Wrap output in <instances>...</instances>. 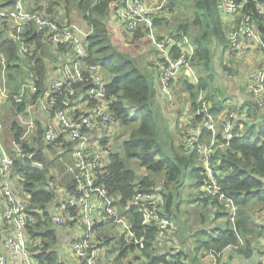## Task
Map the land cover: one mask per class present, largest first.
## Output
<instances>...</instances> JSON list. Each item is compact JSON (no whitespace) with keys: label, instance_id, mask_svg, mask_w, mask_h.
<instances>
[{"label":"built area","instance_id":"1","mask_svg":"<svg viewBox=\"0 0 264 264\" xmlns=\"http://www.w3.org/2000/svg\"><path fill=\"white\" fill-rule=\"evenodd\" d=\"M94 1L97 0H93L92 4ZM247 4L264 19V4L256 0H221L219 8L222 14L232 15ZM156 10L157 6L146 5L143 0H121L120 7L113 15L120 22L116 25L114 35L121 42L123 28L127 32L125 37L128 40L140 31L151 41L159 53L151 62L159 89L166 97L167 103L171 104L170 84L178 78L189 83H197L198 77L190 63L193 48L188 37L181 31L157 35L153 21ZM250 11L251 8L242 13L228 33V45L233 50H239L242 40L262 43L260 30ZM0 19L10 22L13 31L11 39L17 44L25 71L16 89H6L4 70L7 63L4 57L0 58L2 85L0 96L13 104L14 108L28 98L20 111L25 114L26 121L21 126L18 138L11 140L13 154H8L0 144V195L3 199L4 224L8 226L1 233L3 250L18 256L23 264H39L28 250L30 247L28 227L37 226L38 221L44 218L43 211L20 199L19 195L25 191L27 180L15 166V160L19 159L26 161L30 166L43 167L42 160L36 157L37 150L29 145L36 134L35 122L30 111L33 100L50 112L40 137L48 146L47 149L51 148L54 152V160L63 164V172L68 176L70 184L65 205L68 211L69 208L73 211L65 215H52L51 220L58 226L81 224L82 232L71 244V251L80 259V264H103L96 247L90 242L97 221L95 212H98L97 216L101 214L103 220L120 226L122 237L127 243H131L135 248H142L143 235H136L130 221L120 212L118 199L110 195L100 182L105 173L102 161L107 148L105 146L108 145L104 141L114 134L118 120L110 107L113 97L106 92L108 81L103 76L102 67L88 60L87 38L94 30L93 25L85 22L65 23L51 14L30 11L24 5V0H14L12 5L1 6ZM31 31L40 35L41 42L49 50L62 49L56 61H45L46 65L49 63V70L54 68L55 75L49 79L45 89L36 99L34 96L38 92V86L32 68L35 45L28 38V32ZM174 48L179 50L178 55L174 53ZM246 87L251 98L258 106L263 107L264 63L249 74ZM202 95L199 91L195 110L200 123L193 133L185 136L182 145L185 151H194L198 154L202 172L205 174L198 194V201L201 202H198L197 206L205 204L203 203L205 200L214 201V208L220 204L233 223L235 231L237 204L223 190L218 180L219 171L211 165L210 159L216 150L224 149L231 139L232 119L238 115L241 119H246L247 111L228 113L220 122V140L217 137V119L210 110L211 103ZM76 110L79 111L77 114ZM204 129L209 132L207 137H202ZM64 154H71L72 160L65 161ZM162 181L148 191L137 190L129 202L141 214L143 227L147 225L157 227L156 240L163 232L174 233L177 230L176 223L162 215L165 205L163 193L165 185ZM33 184L38 183L34 181ZM31 206L33 208H30ZM0 264H7L2 253Z\"/></svg>","mask_w":264,"mask_h":264},{"label":"trees","instance_id":"2","mask_svg":"<svg viewBox=\"0 0 264 264\" xmlns=\"http://www.w3.org/2000/svg\"><path fill=\"white\" fill-rule=\"evenodd\" d=\"M7 1V2H6ZM74 1V0H73ZM221 0H183L182 2H172V6H187L191 19L179 24L177 31H181L188 37L193 53L190 58L194 71L198 77L196 86L184 81V85L189 90L192 104L196 110V90L207 91L206 88L213 80V48L221 44L226 47L228 35L225 33L221 22L220 13ZM6 2V3H4ZM14 0H3L0 7L12 5ZM68 2V1H67ZM77 9L81 11L83 21L94 27L93 32L87 38L88 60L97 63L104 70L108 83L106 92L113 97L111 109L115 118L119 122V130L114 138L113 144L116 150L109 151L108 164L104 167L105 173L100 182L106 187L108 193L118 197V207L123 208L122 213L130 221L137 236L143 235L144 244L139 248L142 255L147 259L145 264H166L167 255L157 252L156 242L158 229L154 225H141V214L132 204L131 198L137 191H148L159 181L163 180L165 205L162 215L169 219L178 221V201L180 199L181 187L184 181L191 182L194 186H201L204 182L205 174L202 172L198 154L194 151H185L183 145L175 146L167 133V128L163 125V113L155 104V92L150 74L141 66L137 59L138 51L145 49L147 40L142 39L139 31L129 47L118 43L111 33L108 25L109 14L112 6L117 10L121 5V0H97L92 4V0H76ZM251 8L252 19L258 14L249 4L244 9ZM244 13V12H243ZM189 17V18H190ZM259 17V16H258ZM154 18V25L166 23L165 19ZM5 21V20H4ZM10 23L8 20H6ZM110 24V23H109ZM258 26V25H257ZM264 35V28L258 26ZM156 28V27H155ZM231 31V30H230ZM141 35V36H140ZM29 40L35 42V46L40 49V53H35L32 57L33 70L36 74V84L38 92L34 96L36 99L45 89L47 78V67L44 63L41 50L42 45L40 35L31 31L28 32ZM44 45V44H43ZM36 49V48H35ZM0 53L5 57L7 66L5 68L6 80L17 78V82L24 77L25 71L20 65L22 57L18 51L17 44L11 39H4L0 44ZM174 53L179 54V50L174 48ZM14 63L9 65V62ZM1 78V65H0ZM16 105L22 111L24 103ZM206 100L211 103V112L215 115L213 103L206 95ZM246 108L247 118L239 119L237 125H233V135L224 149H218L211 157V165L218 169V180L223 190L237 204L235 218V229L243 237V246L240 249L248 255L251 239L245 235L246 232L254 229V224L250 219L249 209L253 200L264 202V191L262 190V179L264 178V122H249L250 110ZM257 104H255V108ZM264 117V116H263ZM199 117L194 112V120L197 123ZM263 119V118H262ZM258 124V125H256ZM15 138H18L21 130L15 128ZM220 132V131H219ZM209 132L202 130V137H207ZM221 140V134L218 133ZM120 138V140H119ZM106 143V141H104ZM121 151V152H120ZM44 166L37 168L30 166L25 161L15 160L16 168L22 172L27 180L24 190L30 195V203L43 208L55 193V186L50 182V172L47 168L46 156L42 151L36 152ZM134 159L137 166L144 167L146 173L137 175L135 168L127 167L125 160ZM38 184L34 185L33 182ZM199 194V193H198ZM194 202H198V195L194 197ZM202 204L204 208L209 204L211 208L214 201L205 200ZM208 203V204H207ZM30 208H33V207ZM66 206V205H65ZM172 207L175 208L173 211ZM68 209V207L66 206ZM217 208V207H216ZM69 211L73 210L69 208ZM206 214V210L200 212ZM44 218L38 221L34 229H39L37 234L48 237L51 241L44 242L39 250L32 254L39 264H61L57 260V253L52 249L55 239L54 233L46 229V212ZM226 211L214 212V218L224 215V221L220 225H215L211 229H204L202 232L194 230L198 236L203 234L209 238V246L216 249L222 248L227 243H234L237 240L236 232L233 230L230 220L226 216ZM39 217V216H38ZM202 225L205 223L199 222ZM193 227V226H192ZM203 227V226H202ZM33 228L28 227V231ZM34 232V231H31ZM194 233V234H195ZM200 240V241H199ZM200 245L203 242L198 238ZM131 248H135L130 244ZM171 263H175L173 260Z\"/></svg>","mask_w":264,"mask_h":264},{"label":"crops","instance_id":"3","mask_svg":"<svg viewBox=\"0 0 264 264\" xmlns=\"http://www.w3.org/2000/svg\"><path fill=\"white\" fill-rule=\"evenodd\" d=\"M68 1V2H67ZM264 4V0H256ZM3 2V0H0V4ZM7 2V1H6ZM4 2V3H6ZM143 2L146 5L149 6H157V12L161 11L163 12V9H161L159 6H161V2L157 3L158 0H143ZM24 5L26 8L30 11H38L41 13H48L53 15H64L65 20L61 19L65 23H69L67 16V11L69 9H76L75 6H77L76 0H48L46 3V0H24ZM7 6V5H6ZM159 7V9H158ZM246 6H242L240 11L236 14L232 15H224L221 13V22L222 26L224 28L225 33L228 35L229 31L232 29V27L236 24L237 20L241 16L243 12H246L247 9H244ZM156 18H164L167 17V15L163 12L162 14L155 15ZM260 17V16H259ZM258 16H255V20L257 22V25H261L264 28V19H260ZM166 23L157 25V32L159 35L166 33V26L172 25L169 22H167V19L164 18ZM67 21V22H66ZM83 21V18H81V22ZM171 21H177L175 18H172ZM108 25L109 24V18H108ZM257 26V27H258ZM259 29V27H258ZM260 30V29H259ZM261 34V40L262 43H259L257 41H251V40H242L239 50H224L221 44L218 45L216 52L217 57L213 56L212 58V67H213V80L207 86L206 90L203 91L201 89L196 90V106H197V100H198V94L199 91L202 92L205 98L206 95L213 103V108H215V116L217 119V130L218 133L221 130L220 129V122L224 120L229 112L237 111L238 113L244 111H238V109L243 108L245 105H248L247 102L250 101V93L247 90V83H248V77L249 74L254 71L258 66L264 63V35L262 34V31H260ZM13 35V31L11 28L10 23L7 21H4L3 19H0V44L3 42L4 39L11 38ZM31 41L34 43V40L31 39ZM42 43V42H41ZM35 53H40V49L35 46ZM41 50H44L43 59L44 63L46 60L50 61H56L59 57V52L62 50L58 48L57 50H49L48 47L45 45H40ZM216 48V47H214ZM229 54L232 57H234V60L237 59L240 61V69L241 74H239V68L237 67V71L232 69L230 67V63L226 61L225 55ZM4 57L0 53V58ZM5 58V57H4ZM142 62H148V60H141ZM13 61L9 62V65L13 64ZM239 64V63H238ZM21 67L24 70V63L23 60L20 62ZM46 65V63H45ZM7 66V65H6ZM47 67V78H46V85L51 77L55 75L54 68H49V63L46 65ZM6 68V67H5ZM228 70V71H227ZM226 75H225V74ZM232 74L230 76L229 74ZM5 75V70H4ZM23 79V78H22ZM21 80L17 82V78L13 80H6L5 77V88L8 90L16 89L19 84L21 83ZM185 80L182 78L176 79L172 84V95L171 98L175 102H171V104H168L167 102H163V100L158 101L160 107L162 108V113L165 116L166 123L168 124V121L170 122L169 127L172 131V134L176 137L175 139L178 140L180 144V139L183 140V138L191 133H193L197 127L196 122L194 120V112L195 108L192 104V99L190 97L189 90L184 85ZM198 83V82H197ZM196 82H193L194 86L197 84ZM223 83V85L230 90L229 92L232 94V99H224V97L221 95L222 93L218 94L220 91L219 85ZM2 85L0 84V91H1ZM46 87V86H45ZM264 95V94H263ZM160 98H158L159 100ZM209 100V99H208ZM256 109L254 105L249 106L250 110V116L247 121L249 122H264V117L258 114H256ZM21 111V110H20ZM16 107H13V104L8 103V101L0 96V144L2 148L8 153L13 154V146L11 144V140L15 138V128L22 129V125L26 121V116L22 112H20ZM31 116L34 119L35 127H36V134L32 141L30 142V146L35 148L37 151H42L46 159V165L50 172V182L52 185L55 186L56 192L55 196H58L54 201H49L44 204L43 208H40L43 212H46L45 215V223L43 225L46 229H49L54 233V241L52 244V249L56 251L57 253V260L61 264H80V259L76 257L72 251H71V244L73 241H75L77 238H79L81 232H82V226L81 224H69L65 226H58L55 225L52 220V215H65L68 211V209L65 206V197L67 193V189L69 188V178L63 173L64 167L63 164L58 162H54V152L52 149H47L48 146L43 143L41 140L40 134L43 130V126L45 124L46 118L49 116L50 112L43 109L42 105L39 102H36L35 100L31 101ZM79 111L76 110L75 114H77ZM263 118V119H262ZM241 119V117L238 115L235 118L232 119V126L234 127L237 125V122ZM258 125V124H256ZM173 126V127H172ZM179 137V138H177ZM178 144V145H179ZM105 147V153L103 154V161L102 164L106 166L108 164V145ZM102 148V147H101ZM63 158L65 161H71L72 155L71 154H64ZM25 162V161H24ZM44 166V161H43ZM62 169V170H61ZM62 171L61 173H58ZM185 184L191 185L192 183L189 181H186ZM262 190L264 191V178L262 179ZM62 194H65L62 200H58ZM20 199L27 201L30 203V195L24 191L21 195H19ZM53 197V198H54ZM52 198V199H53ZM51 199V200H52ZM118 199V197H116ZM258 201V200H253ZM253 203V202H252ZM60 204L64 205L65 210H60ZM198 202L194 203V208L192 207V210L194 211V214L192 215V220H189V216H185V219L183 216H179V210L177 211L178 216V223L180 222L181 225H183V228L181 230L180 224L179 229L175 233L172 234L170 237L164 236L165 233L163 232L162 235L159 236L158 241H160L162 238H165L163 243H157L156 242V248L157 252L161 254H168L167 255V263L170 264L173 260L175 261V264H263L264 263V202H256L255 206L256 208L260 207V210L257 214H253L249 212L250 219L252 223L254 224V229H251L250 231L246 232V237L248 239H251V244L249 245V251L250 253L248 255L244 254L240 249L242 248L244 242L243 237L239 234L237 228L235 230L237 240L236 242L227 243L222 248L216 249L215 247L209 246V238L201 239L203 242V246L200 245V242L198 241V232L195 233L194 230H190L191 228H194V226H197L196 231H199V228L203 226L205 229H211L216 224H219L221 222V217H215L216 220L212 221L214 218V211L215 209L208 204L205 208H201L202 204H199L197 206ZM35 208H39L35 205ZM34 208V209H35ZM198 208V209H196ZM3 199L0 195V253L4 254L6 258L7 264H23L22 260L18 256H13L12 254H9L5 252L2 248L1 243V232H2V223H3ZM206 210V216L208 218V221L205 223V225H202L198 222H195V219L199 217V214L201 211ZM121 212H124L123 208H120ZM60 212V213H59ZM98 212L94 213V216L97 217V221L94 225L93 232L90 236V242L96 247L99 259L103 264H145L147 262V259L142 255L140 250L138 248H131L130 244L127 243L123 237L120 226L114 225L112 222L102 219V215L99 214L97 216ZM44 216V214H43ZM172 220V219H171ZM193 226V227H192ZM34 231V232H31ZM31 231H28L29 238H30V245L36 246L34 249L38 251V248L42 246L44 242L51 241L48 237H42L37 234L36 232L39 231V229H32ZM195 233V234H194ZM36 240V241H35ZM39 240V241H38ZM160 244V245H158ZM161 246V247H159Z\"/></svg>","mask_w":264,"mask_h":264},{"label":"rangeland","instance_id":"4","mask_svg":"<svg viewBox=\"0 0 264 264\" xmlns=\"http://www.w3.org/2000/svg\"><path fill=\"white\" fill-rule=\"evenodd\" d=\"M93 1V0H92ZM175 2V3H177V2H182L183 0H158V2L157 3H160L161 2V6H159L161 9H163V12L167 15V17H164V18H166L167 19V22H169L170 24H172V25H167L166 26V33L167 34H173L175 31H177L178 29V25L179 24H181V23H184V22H186L188 19L190 20L191 19V17H190V15H189V10H188V7L187 6H172L173 4H172V2ZM48 2V0H46V3ZM159 7H158V9H159ZM112 11H111V13L109 14V23H110V25H111V33L114 35V33L116 32V29H117V27H116V25L117 24H119L120 22L116 19V17L115 16H113L114 15V13H115V6H112ZM163 12H161V11H159V12H157L156 11V13H155V15H159V14H162ZM53 15V14H52ZM54 17H57V19L58 20H60V21H62L61 19H63L64 18V15H60V13L58 14V15H53ZM65 17H68V20H69V23H80L81 22V18H82V14H81V11L79 10V9H69L68 11H67V16H65ZM190 17V18H189ZM172 18H175L177 21H171V19ZM260 19H262L261 17H259ZM159 19H161V20H163L161 17H159ZM63 20H65V19H63ZM263 20V19H262ZM62 22H64V21H62ZM67 22V21H66ZM254 22H255V24H256V26H257V22H256V20H255V18H254ZM165 24V23H164ZM156 27V34L157 35H159V33L157 32V26H155ZM122 39H121V42L118 40V38H116V40H117V42L118 43H120V44H122L123 46H126V47H129L131 44H132V41H133V39L137 36H133L131 39H126V37H125V32H126V30L124 31L123 30V28H122ZM126 34H127V32H126ZM115 36V35H114ZM141 36V35H140ZM143 39L144 40H147V46L145 47V49H142V50H140V51H138V53H137V59H138V61L140 62V64H141V66L144 68V70H146V73L149 75L150 74V79L153 81L152 82V85L154 86V92H155V104L157 105V107L162 111V108L160 107V105H159V102L158 101H160V100H163V102H167V99H166V97L161 93V91H160V89H159V83H158V81H157V79H156V76H155V71H154V66L152 65V61H154L158 56H159V53L155 50V48H154V46H153V44L151 43V41L147 38V37H145L144 35H142V39L140 40V41H143ZM216 49L217 48H213V56H215V57H217V52H216ZM224 50H231V51H234L233 49H231V47L227 44V46L225 47V48H223ZM142 59H144V60H148V62L149 63H147V61L144 63V62H142L141 60ZM226 61H228L229 63H230V67L232 68V69H234L235 71H237V67L239 68V74H241V69H240V61L239 60H237V59H235L234 60V57H232L231 55H229V54H226L225 55V58H224ZM239 63V64H238ZM228 71V70H227ZM102 72H103V76L105 77V79L107 80V76L105 75V72H104V70H102ZM213 72V71H212ZM225 74V73H224ZM229 74V73H228ZM226 75V74H225ZM230 76H232V74H229ZM172 84L173 83H171L170 84V88H171V92H170V97H169V99H170V101L172 102H175L174 100H172V98H171V95H172ZM219 88H220V91L218 92V94H220V92L222 93L221 95L224 97V99H232V97L233 96H231L232 94L229 92L230 90H228L224 85H223V83H221L220 85H219ZM204 95H202V97H203ZM158 98H160L159 100H158ZM247 104L248 105H254L255 106V104H257L252 98H250V101H248L247 102ZM248 105H246V108H248ZM257 109H256V114H258V115H260V117L261 116H264V106L263 107H260V106H258L257 105V107H256ZM163 125L167 128V133H168V135H170V136H168V137H170V139H171V141H172V143L175 145V146H177L178 144H179V142H178V140L177 139H175L174 137H176V136H174L173 134H172V131H171V129L169 128V127H171L170 126V122L168 121V124L166 123V119H165V116H164V114H163ZM200 123V121H198L197 122V124H196V127L198 126V124ZM173 127V126H172ZM115 132H114V134H112V136H111V138H107V140H106V143L108 144V150L110 151H114L113 149H117L116 148V146H115V144H113V142H114V138L117 136V134H118V130H119V123L117 122V124H115ZM177 138H179V137H177ZM185 138V137H184ZM184 138H183V140H184ZM180 139V145H182V143H183V140L181 139V138H179ZM119 140H120V138H119ZM105 143V144H106ZM110 151V152H111ZM121 152V151H120ZM54 162H57L56 160H54ZM125 164H126V166L127 167H131V168H135V170H136V173H137V175H142V174H145L146 173V169L144 168V167H139V166H137V162H136V160H134V159H131V160H125ZM62 170V169H61ZM58 173H61L62 174V171H60V172H58ZM64 173V172H63ZM65 174V173H64ZM66 175V174H65ZM67 176V175H66ZM186 181H187V179L184 181V185L181 187V196H180V199H175V201H178V204H179V207H178V210H179V216H183V218L185 219V216L184 215H186V216H189V220L191 221L192 220V215L194 214V211L192 210V207L194 208V197H197V195H198V193L200 192V188H201V186H194L193 184H191V185H188V184H185L186 183ZM55 192H56V188H55ZM54 195H55V193H54ZM64 195L65 194H62L61 195V197L58 199V200H62V198L64 197ZM54 197V196H53ZM56 198H58V196H55L52 200H50L51 202L52 201H54ZM198 202H201V201H198ZM256 202H260V201H253V203H251V205H250V209H249V211L251 212V213H253L254 215L255 214H257L258 212H259V210H260V207L259 208H256V206H255V203ZM201 208H204V206H201ZM172 209H173V211L175 210V208L174 207H172ZM196 209H198V208H196ZM215 209V211L214 212H216V211H219V212H221V211H224V207L223 206H221L220 204H219V206L217 207V208H214ZM60 210L62 211V210H65V208H64V205L63 204H60ZM205 210V209H204ZM60 213V212H59ZM2 214H3V209H2ZM207 214H204V215H201V213L199 214V217H197L196 219H195V222H202V223H206L207 221H208V218H207V216H206ZM226 216H227V214H226ZM218 217H221V222L219 223V224H216V225H220V224H222L223 223V221H224V215H222V216H217V218ZM217 218H215V219H213L212 221H214V220H216ZM228 218V217H227ZM173 220V222H175L176 223V225H177V229H179V224H180V222L178 223L176 220H174V219H172ZM230 224H231V226H232V228H233V223L232 222H230ZM42 225H43V223H42ZM7 225H5L4 224V221H3V223H2V232L4 231V230H6L7 229ZM180 227H181V230L182 229H184L183 228V225H181L180 224ZM200 227H202L201 225H200ZM194 228L196 229L197 228V226H194ZM205 228H199L198 230L200 231V232H202L203 230H204ZM176 231H178V230H176ZM175 231V232H176ZM1 232V233H2ZM174 232V233H175ZM172 234H170V233H165V235L164 236H168V237H170ZM198 238H200V239H206L207 237L205 236V235H201V237H200V235L198 236ZM165 240V238H162L160 241H158L157 243H163V241ZM36 241V240H35ZM39 241V240H38ZM200 241V240H199ZM160 244H158V245H160ZM36 246H34V245H30V247H29V251H30V253H35V252H37V250H35L34 248H35ZM159 247H161V246H159ZM38 250H39V248H38ZM141 252V251H140Z\"/></svg>","mask_w":264,"mask_h":264}]
</instances>
